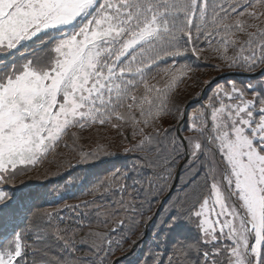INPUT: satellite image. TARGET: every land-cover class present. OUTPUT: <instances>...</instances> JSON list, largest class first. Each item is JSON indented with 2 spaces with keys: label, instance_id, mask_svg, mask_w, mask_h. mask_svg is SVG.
Segmentation results:
<instances>
[{
  "label": "snow or ice",
  "instance_id": "obj_1",
  "mask_svg": "<svg viewBox=\"0 0 264 264\" xmlns=\"http://www.w3.org/2000/svg\"><path fill=\"white\" fill-rule=\"evenodd\" d=\"M203 45L229 68H259L261 79L218 85L191 115L192 135L180 137L162 118L183 120L176 96L193 65L179 59L189 52L199 59ZM104 127L118 136L130 128L134 142L124 152L137 155L131 169L97 183L95 191L121 193L116 207L96 212L98 226L107 227L102 214L142 216L147 204L165 251L174 240L166 264H264V0H0V264H78L63 255L74 249L75 234L61 227L64 209L33 212L35 194L16 178L68 147L66 138L75 143L83 130ZM100 155L113 153L81 151L68 168ZM184 159V182L165 203L158 197ZM154 177L162 184L155 194ZM77 182L88 183V175L65 188ZM93 206L103 207H64ZM78 215L91 228V213ZM25 216L41 223L22 228ZM192 226L195 240L181 238ZM93 249L103 251L95 242ZM155 264H165L163 253Z\"/></svg>",
  "mask_w": 264,
  "mask_h": 264
},
{
  "label": "trees",
  "instance_id": "obj_2",
  "mask_svg": "<svg viewBox=\"0 0 264 264\" xmlns=\"http://www.w3.org/2000/svg\"><path fill=\"white\" fill-rule=\"evenodd\" d=\"M205 48V51H203L199 56V63H197L194 60V63H190L193 65V71L189 73L187 77L184 78V82L179 85V91L176 96L177 104L183 108L189 100H191L194 96V94L199 91L204 82L206 80L212 79L218 75H221L223 73L228 72H239V71H245L241 68H229L224 64L219 58L218 54L215 51H212L207 47V45L203 46ZM209 64H214L215 67H210ZM217 65V67H216ZM163 127H168L169 125H173L176 127L177 120L174 119L171 116H164L163 118ZM95 133V134H94ZM93 134H91V137L83 135L84 138H81L83 144L87 147L93 145L95 142L100 144V148H106L107 151L113 153V155H100L97 159H95L92 162H95L96 160L101 159H109L112 157H115L120 152V146L125 144V146H130V142L132 141V133L131 129H126L124 131L123 136H118L117 133L114 130H110V128L105 127L101 130H96ZM88 137V138H87ZM127 137V139H125ZM87 138V139H86ZM90 143V144H89ZM94 151V149L89 148L87 151ZM119 151V152H117ZM71 155V154H70ZM163 167V165H161ZM41 174L40 176H42ZM109 227V224L107 227L98 226L97 224L94 225L93 231L91 232H101L105 233L106 229ZM89 233V232H88ZM88 233L86 234H79L75 233L73 235V238L76 239L79 242H82L85 245H87L88 253H90V256H86L88 259H80L77 260L78 264H111V259L115 258L118 254H124L126 253L127 249L130 247L131 242H128L129 244L123 246V248H114L113 246L111 249H107V254H104L102 251H100L98 254H96L95 250L93 249V243L103 246V243L105 239L99 240L96 237L88 236ZM138 235L135 236L137 238ZM134 238V239H135ZM133 239V240H134ZM132 241V240H131ZM126 242V241H125Z\"/></svg>",
  "mask_w": 264,
  "mask_h": 264
},
{
  "label": "rangeland",
  "instance_id": "obj_3",
  "mask_svg": "<svg viewBox=\"0 0 264 264\" xmlns=\"http://www.w3.org/2000/svg\"><path fill=\"white\" fill-rule=\"evenodd\" d=\"M94 132H95V131H92V133H94ZM94 134H95V133H94ZM88 137H91V135H89ZM88 137H87V138H88ZM87 138H86V139H87ZM80 139H81V137H80ZM80 139H79V140H80ZM75 143H77V141H76ZM73 144H74V143H73ZM89 144H90V143H89ZM94 144H96V142H95ZM66 154H67V155H66ZM66 154H62L59 158H60V159H68V158H70L71 155H70L69 153H66ZM67 156H69V157H67Z\"/></svg>",
  "mask_w": 264,
  "mask_h": 264
}]
</instances>
